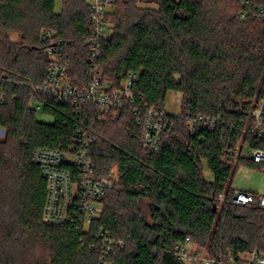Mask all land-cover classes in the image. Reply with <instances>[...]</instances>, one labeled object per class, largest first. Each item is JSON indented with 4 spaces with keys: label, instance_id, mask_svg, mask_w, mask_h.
<instances>
[{
    "label": "trees",
    "instance_id": "trees-1",
    "mask_svg": "<svg viewBox=\"0 0 264 264\" xmlns=\"http://www.w3.org/2000/svg\"><path fill=\"white\" fill-rule=\"evenodd\" d=\"M240 10L238 0H114L107 16L111 34L95 68L113 89L137 73L133 106L114 119L92 104L76 114L40 96L39 111L53 119L44 123L36 119L30 86L47 78L45 50L52 41L65 45L71 85L82 88L94 78L85 43L88 3L0 0V264H98L99 231L122 243L111 264H182L174 248L186 237L211 258L263 251L264 212L235 205L231 188L240 164L261 168L224 155L264 91V23L239 20ZM11 33L19 43L10 42ZM169 92L182 95L176 116L165 110ZM144 107L168 123L153 153L143 149L135 125L134 110ZM198 116L219 117L221 125L191 133L187 122ZM228 123L234 131L226 130ZM78 126L95 139L89 156L96 174H117L87 232L75 222L52 227L43 221L47 183L31 160L40 148L65 150Z\"/></svg>",
    "mask_w": 264,
    "mask_h": 264
},
{
    "label": "built area",
    "instance_id": "built-area-1",
    "mask_svg": "<svg viewBox=\"0 0 264 264\" xmlns=\"http://www.w3.org/2000/svg\"><path fill=\"white\" fill-rule=\"evenodd\" d=\"M89 9V27L85 43L88 48L89 62L95 71L94 78L87 86L79 88L70 84L67 71L68 54L61 40L52 41L45 53L49 67L45 82L39 86H30V103L36 110L42 105L40 96L53 97L58 102L70 105L76 114L82 104H92L100 111L117 119L121 108L133 106L131 87L138 80L137 73H128L118 89H113L109 81L102 80L96 70L103 44L110 37L107 16L114 0H86ZM241 21L256 20L264 23V5L258 0H238ZM264 1V0H263ZM46 38L51 34L46 32ZM179 80V77H176ZM167 113V112H166ZM168 114V113H167ZM135 125L141 127V145L146 152H156L161 139L168 129L164 115L154 108L134 110ZM221 125V118L195 117L188 120L187 128L191 133L215 131ZM226 130L234 131L231 123ZM233 140V141H232ZM224 155L231 159L249 161L264 168V91L251 103L250 109L240 121L238 131L230 139ZM95 139L80 126L76 127L70 145L63 151L40 148L33 152L32 162L38 166L41 176L46 180V201L43 221L52 227H61L68 223L77 224L87 232L90 224L102 213L101 200L106 191L113 188L115 178L108 174L100 177L96 174L89 156ZM224 196H219L223 202ZM232 202L235 205H253L264 212V195L235 191ZM96 248L99 250L98 264H111V255L122 243L114 240L107 232L99 231ZM264 244V235H263ZM175 258L182 264H264V249L234 255L228 251L225 255L211 258L207 250L197 246L186 237L183 243L174 248Z\"/></svg>",
    "mask_w": 264,
    "mask_h": 264
},
{
    "label": "rangeland",
    "instance_id": "rangeland-1",
    "mask_svg": "<svg viewBox=\"0 0 264 264\" xmlns=\"http://www.w3.org/2000/svg\"><path fill=\"white\" fill-rule=\"evenodd\" d=\"M55 10L56 12L60 10L59 3L56 4ZM9 40L12 43H19L20 36L16 33H11L9 35ZM175 104H176L175 105L176 111H178L177 110L178 103L176 102ZM170 111L171 110H169V112ZM179 112H180V102H179ZM36 119L37 121L44 123H52L53 121L52 117L44 114L42 111H37ZM4 137H5V131L0 128V140H3ZM109 174H111L113 178L117 179V174L115 169H112L109 172ZM203 177L207 182H210L213 179L212 174L205 166L203 168ZM231 188L234 189L235 191L264 195V168L257 169V168L248 167L245 164H240L231 180Z\"/></svg>",
    "mask_w": 264,
    "mask_h": 264
},
{
    "label": "crops",
    "instance_id": "crops-1",
    "mask_svg": "<svg viewBox=\"0 0 264 264\" xmlns=\"http://www.w3.org/2000/svg\"><path fill=\"white\" fill-rule=\"evenodd\" d=\"M178 99V100H177ZM180 99H181V95L179 93H174V92H169L167 94V97H166V103H165V110L166 112L169 114V115H173V116H176L179 114V102H180ZM178 103V111H176V104L175 103ZM170 107V108H169ZM169 110H171L169 112Z\"/></svg>",
    "mask_w": 264,
    "mask_h": 264
}]
</instances>
